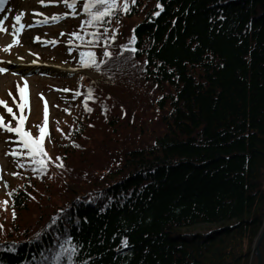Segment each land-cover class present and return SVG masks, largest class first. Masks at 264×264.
Masks as SVG:
<instances>
[{
    "label": "trees",
    "instance_id": "1",
    "mask_svg": "<svg viewBox=\"0 0 264 264\" xmlns=\"http://www.w3.org/2000/svg\"><path fill=\"white\" fill-rule=\"evenodd\" d=\"M129 3L80 29L95 78L70 79L92 93L91 111L71 94L66 127L56 121L45 147L64 166L46 161L41 175L29 158L7 183L0 264H72L52 259L68 236L81 245L75 264H257L264 0H159L162 11L157 0ZM120 84L132 95H119ZM258 249L264 264V234Z\"/></svg>",
    "mask_w": 264,
    "mask_h": 264
},
{
    "label": "rangeland",
    "instance_id": "2",
    "mask_svg": "<svg viewBox=\"0 0 264 264\" xmlns=\"http://www.w3.org/2000/svg\"><path fill=\"white\" fill-rule=\"evenodd\" d=\"M83 2L84 0H76L75 10L87 19L86 14L80 10ZM69 11L72 9L65 7L63 0H44L43 3L38 0H7L5 8L0 12V29H3L0 30V68L7 70L0 72V100L5 101L13 109V113L19 116L21 113L16 107V104L20 102L17 85L22 88V82L26 83L29 93L25 90L28 103L23 110V115H29V118L26 117V125L30 127H24V129L26 131L37 130L38 136L39 127L43 126L45 107L40 99L44 100L47 105L49 114V117L47 115V128L52 134V118L61 123L60 125H66L65 120L68 121V118L64 113L66 101L63 96L66 95L68 78L75 76L76 68L81 71L79 67L74 68L73 65L76 62L73 59L76 56L81 57V52L86 51L85 46L78 48L77 52L72 46L64 45L68 34L77 28L80 20L77 13L69 19L67 15L57 20L50 19L54 15L69 13ZM17 15L21 16L19 22L14 19ZM20 24L24 27L16 37L18 43L12 44V34ZM61 30L65 32L64 36L61 35ZM36 37L39 39H34ZM56 38H58V43L54 41ZM71 42L76 44L73 37ZM7 45L11 47L5 51L4 48ZM7 62H17L24 68H21L23 70L17 67L8 68L11 64ZM132 86V84L118 85L119 95L125 97L132 95L131 92L134 89ZM0 116L3 117V123H10L12 127L16 126V121L3 106H0ZM8 116H11V119ZM52 134L50 133L49 138ZM19 144L20 141L15 133L0 129V202L6 201L5 206H8L10 202L6 196L5 182L7 180L11 183L15 182L13 175L22 167L21 162L11 155L13 149L16 150V148V151L20 152ZM203 230H205L204 226L196 228V231Z\"/></svg>",
    "mask_w": 264,
    "mask_h": 264
},
{
    "label": "snow or ice",
    "instance_id": "3",
    "mask_svg": "<svg viewBox=\"0 0 264 264\" xmlns=\"http://www.w3.org/2000/svg\"><path fill=\"white\" fill-rule=\"evenodd\" d=\"M6 2V0H0V5L4 4ZM38 2L43 3L44 0H38ZM63 2L65 3V6L68 7L69 9H72L71 13H63V14H58V15H54L53 17H51L50 19L53 20H57L60 19L61 16L63 15H75V5H76V0H63ZM132 3H135V0H131ZM156 8L160 9L161 11L163 10L161 7V4L159 3V0H157V4H156ZM82 12H84L87 16V19L82 21V26L84 24L87 25H91V26H96L97 24H99L102 21H105L106 18L107 19H111L112 16H114L118 11H122L124 13H128L131 11V7H130V3L129 0H121V3H118V0H84L83 5L80 9ZM159 11L153 12L152 15L153 16H157L159 15ZM14 19L19 22L21 19L20 15H17L14 17ZM117 23L119 24V21L117 20ZM31 26V25H29ZM24 27L23 24H20L19 28H17L14 32H13V40H12V44H16L18 43L17 40V35L19 33L20 30H22ZM3 30V29H0ZM107 28L104 29L105 32H107ZM113 33H115V29L112 30ZM73 37H78V33L73 32L70 34ZM89 35H92L93 37H96L98 34L93 32L90 33ZM115 36H112V39H114ZM34 39H39V37H36ZM136 41V36H135V31L133 29V35L129 38L128 44H134ZM71 42V41H70ZM11 47V45H7L5 46L4 50L7 51L9 50ZM128 45H121V48H127ZM132 52H135L136 49L132 48L131 49ZM81 63L82 65H86L87 63H91V64H95L96 62L92 59L93 57V53L92 52H81ZM110 53L105 50L104 51V56L107 57L109 56ZM88 57L89 59L87 61H85L83 58L84 57ZM103 61H101L102 63ZM7 71L4 68H0V72H5ZM27 85L25 84V87ZM17 91L20 95V102L16 104L17 109L20 111V115L16 116L13 113V109L11 107H9L7 105V103L3 100H0V106H3L6 109V112L12 115V118L16 121V126L12 127L10 126V123L5 124L3 123V117L0 116V129H3L9 133H15L16 134V138L20 141L19 147H22L24 149H27V152L21 153V152H17L15 149H13V151L11 152L12 156H18V155H25L27 157L30 158V163L34 165L33 167V171L37 172L41 175H43L44 172L47 171V162L52 163L54 166L56 167H63V163H62V158L61 157H57L56 160L60 161L59 163H56L55 161H52L50 157L47 156V153L45 152L43 146H42V142L43 139L45 137V135L47 134V105L45 104L44 107V121H43V126L39 127V136L38 137H33L31 135L30 132L26 131L24 129V122L26 120V117L23 115V110L24 108L27 106V99H26V95H25V90L23 88H20L19 85H17ZM9 95H11V93H9ZM89 97L91 96V92L89 91V93L87 94ZM85 110L86 111H91L90 108L87 107V105H85ZM59 130V129H58ZM77 146L78 145H74ZM22 166V165H21ZM15 174V173H14ZM5 187H7V184H5ZM15 192V189L12 190V192H9L8 195L11 196L13 193ZM3 204H6L7 202H0ZM104 209L101 208V211H103ZM59 211H64V209H61ZM13 219H15V211H13ZM58 217H52L51 218V222L53 224H55L57 222ZM46 227H48L46 225ZM39 235V234H37ZM72 237L68 236L65 238V243L60 244V250L56 251L52 257L53 261L55 262L56 260H58L62 255H66L68 260L72 262V264H75V261L73 259L74 255L78 253L81 245L75 244L72 242ZM67 245V246H65ZM128 245V240L127 238H122L120 241V245L119 247H126ZM12 251H14L15 249H11ZM79 264H87L86 261L81 260L79 262Z\"/></svg>",
    "mask_w": 264,
    "mask_h": 264
},
{
    "label": "water",
    "instance_id": "4",
    "mask_svg": "<svg viewBox=\"0 0 264 264\" xmlns=\"http://www.w3.org/2000/svg\"><path fill=\"white\" fill-rule=\"evenodd\" d=\"M263 234H264V229H263V231H262V234H261L260 237L258 238V240H257V242H256V245H255V248H254V252H255V255H256V257H257V264L260 263V254H259L258 247H259V243H260V241H261V239H262Z\"/></svg>",
    "mask_w": 264,
    "mask_h": 264
},
{
    "label": "bare ground",
    "instance_id": "5",
    "mask_svg": "<svg viewBox=\"0 0 264 264\" xmlns=\"http://www.w3.org/2000/svg\"><path fill=\"white\" fill-rule=\"evenodd\" d=\"M15 67L20 68V65L16 64Z\"/></svg>",
    "mask_w": 264,
    "mask_h": 264
}]
</instances>
